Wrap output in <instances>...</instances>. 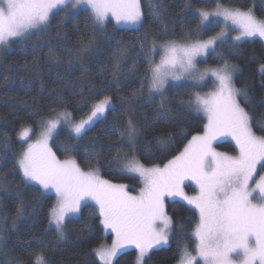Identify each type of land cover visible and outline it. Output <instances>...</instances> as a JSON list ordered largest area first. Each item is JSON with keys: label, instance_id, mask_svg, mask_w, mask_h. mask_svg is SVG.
I'll use <instances>...</instances> for the list:
<instances>
[{"label": "snow or ice", "instance_id": "1", "mask_svg": "<svg viewBox=\"0 0 264 264\" xmlns=\"http://www.w3.org/2000/svg\"><path fill=\"white\" fill-rule=\"evenodd\" d=\"M204 2L214 3V7L196 9L197 22L182 28L179 40L163 39L169 35L166 25L157 37L149 39L145 34L140 49L147 68L139 88L132 93L134 98L143 96L146 89L149 100L159 96L157 114L160 115L169 107L165 93L170 86L180 87L178 82H186L191 89L203 88L211 79L213 91L204 94L190 91L187 101H179L180 107L203 113L207 120L203 131L191 135L183 149L162 167L155 164L149 167L137 156L144 150L140 143L143 132L133 118L129 115L123 126H111L119 132L121 147L109 163L116 162L118 173L138 174L143 184L138 194L129 192L128 185L102 178L101 156L94 147L84 149L85 163L89 165L84 171L74 157L59 159L50 143L59 134L58 127L67 125L70 139L61 143L59 150L66 154L76 152L73 140L81 139L96 123L106 119L109 110L116 111L111 96L106 95L93 103L86 118L74 122L72 111L58 110V106L65 105V100L57 94L56 105H49V115L41 116L36 124L42 130L35 142H29L35 128L25 127L17 133L18 141L26 143L27 147L15 159L13 172L22 173L25 182H37L45 190L44 195L54 192L56 199L48 210V223L55 226L59 237L64 235L67 220L76 218L82 207L88 206V201L95 202L104 235L112 237L110 245L100 243L92 249L91 254L99 264H120V256L126 250L136 252L133 264H147L153 250L170 246L173 239L180 241L174 254L176 264H264V135H256L253 131L255 122L264 132V123L256 121L241 105V99L245 103L250 100L245 88L234 85L237 66L225 58L223 51L217 50V45H224L229 39L233 47L250 37L264 40V18L258 17L252 7L244 9L221 0ZM80 6L87 7L92 30L86 40L81 37L77 57L81 50L95 45L96 30L106 27L109 16L116 24L143 26L140 0H0V48L9 46L14 39L27 40L46 31L60 12L67 18ZM149 7L159 18L162 6L149 0ZM184 8H192L191 0H185ZM219 23L224 26L215 35L207 39L194 38L203 36L211 26ZM230 31L238 34L229 37ZM158 39L163 42L158 43ZM69 54L71 56V50ZM47 55L60 62L51 46ZM210 56L217 58L214 66L208 65ZM32 63H39L36 55ZM69 63H72L71 58ZM200 63L206 65L203 70ZM259 71L264 75V64L259 66ZM57 80L62 78L58 76ZM86 105L84 98L77 107ZM38 114V111L31 113ZM224 136L235 141L238 155L230 156L213 148V142ZM154 140L165 150L171 143L166 133ZM125 144L129 151L124 150ZM10 148L11 137L0 134V161L6 158ZM146 154L153 153L148 149ZM93 162L96 167H91ZM187 180L195 182V195L185 193ZM6 181V175H0V188H4ZM169 197H179L194 213L187 221L190 233L185 221L169 215L165 203ZM22 212L21 205L17 215ZM12 229L15 230V222ZM184 237L193 241L192 250L182 242ZM24 247L27 249L31 245ZM9 251L7 239L0 232V264H24L21 257L11 256ZM27 255L29 264H50L43 249Z\"/></svg>", "mask_w": 264, "mask_h": 264}, {"label": "trees", "instance_id": "2", "mask_svg": "<svg viewBox=\"0 0 264 264\" xmlns=\"http://www.w3.org/2000/svg\"><path fill=\"white\" fill-rule=\"evenodd\" d=\"M221 2H230L244 9L252 7L258 17L264 18V0ZM152 3L162 6L159 18L150 11L149 0H141L144 14L142 27L118 26L109 18L105 28L96 30L95 45L89 50H81L78 57L76 52L80 50L81 37L86 40L92 30L88 19L89 11L85 7L78 8L75 14L67 18H63L64 14L60 12L52 19L46 31L27 40L14 39L9 46L0 48V134L6 133L11 137V148L7 151L6 158L0 161V175L7 177L4 188H0V232L7 239L9 255L21 257L24 264H29L28 252L41 249L46 253L50 264H99L91 254L92 249L100 243H111L112 240L111 235L105 237L98 219V209L92 202H88L87 207H82L76 218L66 221L64 235L59 237L55 227L48 223V210L55 202V195H44V190L39 185L25 182L22 180V173L13 172L15 159L27 147L26 143L18 141L17 133L25 127L35 128V132L30 133L29 141L34 142L33 139L38 137L37 132L40 131L36 124L41 116L49 115L48 106L56 105L57 94L65 100V105L58 106V110L67 108L73 112L75 119L86 117L91 105L104 96L112 97L116 111L109 110L106 119H101L81 139L73 140L77 145L76 152L66 154L59 150V145L70 139V129L66 127L59 129V134L51 141V145L59 159L74 157L84 169L89 168L85 163L84 149L94 147L101 156L102 177L114 183H126L134 191L142 187L140 177L135 173H118L116 162L109 163L117 148L121 147L119 132L111 127L113 124L123 126L129 115L133 118L143 132L140 143L144 150L139 151L137 156L142 163L149 164L147 166H162L183 149L191 135L203 131L206 117L202 113L180 107L179 101H187L190 91L204 93L213 90L211 79L203 88L191 89L186 82H179L180 87L170 86L165 93L169 107L160 115L157 114L159 96L149 100L146 89L143 96L134 98L132 93L139 88L147 68L144 53L140 49V42L145 34L149 39L157 37L166 25L169 35L163 39L179 40L182 28L190 24L194 26L197 22L195 10L212 9L214 3L191 0L190 10H185V0H152ZM221 27V23L213 25L203 36L194 38H208L219 32ZM163 39H158V43H162ZM49 46L56 50L59 63L49 59ZM217 50L223 51L225 58L237 66L234 84L238 88H245L250 100V103H245L241 99V105L256 121L264 123V75L259 71V66L264 64V40L259 37L246 38L233 47L229 39L228 43L217 45ZM34 55L39 58L37 65L32 63ZM158 57L159 55L155 58ZM216 62L215 56L208 58V65L214 66ZM58 76L62 78L59 82ZM5 77L8 78L7 81ZM84 98L87 99V105L78 109L77 106ZM34 111L39 114L31 115ZM253 131L264 135L255 122ZM161 133H166L171 138L167 150L155 143L154 138ZM217 146L232 152L236 150L231 141L219 142ZM123 148L129 151L127 144ZM148 149L153 153L151 156L146 154ZM91 167H96L94 162ZM185 186L190 193L197 190L192 183H186ZM21 205L23 212L17 215V208ZM166 208L176 220L185 221V227L190 233L191 227H188L187 221L194 213L189 211L186 202L167 199ZM13 222L15 230L12 229ZM178 242L179 239H173L170 246H160L153 250L147 264H176L174 254ZM182 242L189 249L194 248L191 239L184 237ZM25 244L31 247L26 249ZM135 256L134 250H126L120 256V264H133Z\"/></svg>", "mask_w": 264, "mask_h": 264}, {"label": "rangeland", "instance_id": "3", "mask_svg": "<svg viewBox=\"0 0 264 264\" xmlns=\"http://www.w3.org/2000/svg\"><path fill=\"white\" fill-rule=\"evenodd\" d=\"M140 3H141V0H140ZM81 7H85V8H87L86 6H80L79 8H81ZM109 18H111V19H113L111 16H109ZM108 18V19H109ZM114 20V19H113ZM114 22H115V20H114ZM116 23V22H115ZM222 24V27L224 26L223 25V23H221ZM116 25H118V26H125V27H137V26H135V25H125V24H116ZM221 27V28H222ZM221 30V29H220ZM238 33L235 31V32H233V31H230L229 32V37H232V36H235V35H237ZM215 35V34H214ZM256 37H258V36H256ZM250 38H252V37H250ZM260 38V37H259ZM205 39H207V38H205ZM157 61L159 60V57L158 58H155ZM199 67L203 70L205 67H206V65H204L203 63H200L199 64ZM235 73V72H234ZM179 83V82H178ZM235 85V84H234ZM236 87V86H235ZM238 88V87H237ZM214 90V89H213ZM213 90H211V91H213ZM207 92H210V91H207ZM207 92H204V93H207ZM204 93H201V94H204ZM112 104H113V100H112ZM107 114V113H106ZM203 114V113H202ZM84 118H86V117H84ZM80 119H75L74 118V122H76V121H79ZM62 127H66V128H68V126L67 125H61L60 127H58V129H57V132L59 131V129L60 128H62ZM42 129H40V131H41ZM40 131H38L37 132V134H38V137H36V138H34L33 139V141L35 142V140L36 139H38L39 138V133H40ZM35 132V131H34ZM32 134V133H31ZM256 135H258V134H256ZM223 141H231L232 143H234V146H235V141L230 137V136H224V137H221L219 140H217V141H214L213 142V148L217 151V152H220V153H226V154H228V155H230V156H235V155H238V150L236 149L234 152H232V151H228V150H226V149H222V148H219L218 146H217V144L219 143V142H223ZM51 143V142H50ZM235 148H236V146H235ZM62 160V159H61ZM145 166H147V165H145ZM161 166V165H160ZM163 166V165H162ZM161 166V167H162ZM150 167V166H149ZM84 171H87L88 169H84V168H82ZM138 175V174H137ZM102 176V175H101ZM103 178V177H102ZM259 178V176H257V179ZM104 179V178H103ZM30 182H33V183H35V184H37V185H39L37 182H35V181H30ZM114 183V182H113ZM118 183V182H117ZM186 183H192L194 186H195V182L194 181H190V180H187V181H185V185H186ZM118 184H125V185H128V184H126V183H118ZM184 185V191H185V193L187 194V195H189V196H191V195H195L196 194V192L195 193H190V192H188V190H187V187ZM41 188H42V186L41 185H39ZM129 186V185H128ZM142 186H143V184H142ZM196 187V186H195ZM141 188V187H140ZM140 188H138L136 191H134V190H131V189H129V187H128V191L129 192H131L133 195H136V194H138L139 193V190H140ZM43 189V188H42ZM44 190V189H43ZM45 191V190H44ZM197 191V190H196ZM51 193H53L54 194V192H51ZM55 195V194H54ZM167 199H180L179 197H169V198H167ZM167 199H166V201H167ZM166 201H165V203H166ZM88 202H92V203H95L94 201H88ZM79 215V214H78ZM53 227H55L54 225H53ZM106 244H111V243H106ZM191 250V249H190ZM193 254H195V253H193Z\"/></svg>", "mask_w": 264, "mask_h": 264}, {"label": "bare ground", "instance_id": "4", "mask_svg": "<svg viewBox=\"0 0 264 264\" xmlns=\"http://www.w3.org/2000/svg\"><path fill=\"white\" fill-rule=\"evenodd\" d=\"M147 165H149V164H147ZM157 165H159V164H157ZM151 166V165H150ZM160 166V165H159Z\"/></svg>", "mask_w": 264, "mask_h": 264}]
</instances>
